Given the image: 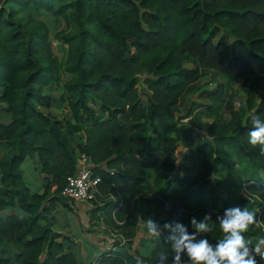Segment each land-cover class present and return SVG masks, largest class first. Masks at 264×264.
Listing matches in <instances>:
<instances>
[{
	"label": "trees",
	"instance_id": "1",
	"mask_svg": "<svg viewBox=\"0 0 264 264\" xmlns=\"http://www.w3.org/2000/svg\"><path fill=\"white\" fill-rule=\"evenodd\" d=\"M42 12L71 28L57 35L68 46L61 58L49 28L33 16ZM22 13L31 24L17 18ZM206 69L242 80L247 99L233 109L228 82L207 92L206 111L216 119L207 130L212 140L197 146L196 122L176 115ZM64 74L71 75L60 97L70 114L65 123L40 109L52 106L46 90ZM263 82L264 0H5L0 100L12 118L0 122L7 151L0 160V245L17 252L12 260L0 255V264H81L60 241L70 236L57 229L55 214L67 206L62 190L81 154L102 178L94 215L122 239L90 264H156L161 251L172 264L170 232L141 256L131 250L133 229L152 218L180 222L192 234L191 219L211 214L214 231L197 239L215 246L223 238L217 217L234 207L258 209L261 223L246 234L254 246L264 239V154L248 143V132L252 115L264 119V92L256 102ZM35 155L45 175L41 193L32 192L21 170ZM182 261L190 264L186 253Z\"/></svg>",
	"mask_w": 264,
	"mask_h": 264
},
{
	"label": "rangeland",
	"instance_id": "2",
	"mask_svg": "<svg viewBox=\"0 0 264 264\" xmlns=\"http://www.w3.org/2000/svg\"><path fill=\"white\" fill-rule=\"evenodd\" d=\"M5 4V0H0V10ZM34 18L43 22L49 28V39L54 45L55 53L62 57L68 52V46L63 44L57 35L60 33H69L71 31L68 23L61 18L53 17L48 13L33 14ZM24 18V22L31 24L28 14L22 13L17 18ZM223 34V33H222ZM232 40V39H231ZM188 68H193L190 63L185 64ZM71 78V75L64 74L61 83H54L50 86L46 92L52 96V106L50 108H40L45 115L52 118H56L59 121L65 123L70 118L68 108L61 103L60 97L62 95V87ZM143 78L140 79V82ZM230 85L231 97L233 109L238 110L240 105L246 103L247 85L243 84L242 80L235 81L230 80L223 76L219 72L213 69L203 70L202 78L195 84H193L182 96L179 105V113L177 118L182 119L181 122L187 124L190 120L196 122L198 128L194 130L195 144L199 146L205 141H211V138H206L203 131H207L209 125L216 119L214 115L208 114L206 107L210 104L207 99V92L213 90L217 85L227 83ZM139 88L145 91V86L140 83ZM264 92V82L257 90V100L259 103V97ZM145 99V98H144ZM92 104V103H91ZM96 115H100L99 104L94 106ZM230 117L229 112L224 115L225 119ZM11 114L7 111V105L0 100V122L8 123L11 121ZM86 125L82 124V132L84 135ZM6 149L0 148V160L6 155ZM185 150L181 147L177 149V156L180 162L183 160ZM160 168V166H159ZM239 168V167H238ZM24 181L31 188L32 192L41 193L45 183V175L41 172L38 156L28 157L21 166ZM153 182V181H152ZM64 206L59 204L56 207V217L58 220L57 229L70 236V239L60 240L65 243L70 250H72L81 264L92 263L103 251L112 248L115 242L122 240L119 236L118 230L112 229L111 225H106L104 219H98L93 210L96 209V205L92 202L89 203H74L70 200H65ZM10 211H7L9 213ZM145 223H141L136 226L133 231L136 235L131 250L141 256H149L154 248V240L148 236L144 227ZM164 231L162 232V234ZM122 243H125L123 241ZM127 247V246H126ZM17 252L15 245H0V255L12 260Z\"/></svg>",
	"mask_w": 264,
	"mask_h": 264
},
{
	"label": "clouds",
	"instance_id": "3",
	"mask_svg": "<svg viewBox=\"0 0 264 264\" xmlns=\"http://www.w3.org/2000/svg\"><path fill=\"white\" fill-rule=\"evenodd\" d=\"M252 129L248 132V143L264 154V119L252 115ZM257 210L239 207L225 210L223 216L217 217L223 238L213 246L207 239H197L201 234L212 233L216 224L211 221V214H206L199 222L191 219L195 232L189 234L187 227L180 222H166L163 225L149 218L144 227L148 236L160 239L163 231L171 234L167 240L173 253L172 264H183L182 254L186 253L190 264H257L255 254L264 260V239L254 246L246 234L261 221L257 219ZM252 246V247H250ZM169 253L161 251L157 254L156 264H166Z\"/></svg>",
	"mask_w": 264,
	"mask_h": 264
},
{
	"label": "built area",
	"instance_id": "4",
	"mask_svg": "<svg viewBox=\"0 0 264 264\" xmlns=\"http://www.w3.org/2000/svg\"><path fill=\"white\" fill-rule=\"evenodd\" d=\"M94 163L85 154L79 155L77 172L70 177L62 190V196L74 203H89L95 201L100 195L102 178L96 174Z\"/></svg>",
	"mask_w": 264,
	"mask_h": 264
},
{
	"label": "water",
	"instance_id": "5",
	"mask_svg": "<svg viewBox=\"0 0 264 264\" xmlns=\"http://www.w3.org/2000/svg\"><path fill=\"white\" fill-rule=\"evenodd\" d=\"M203 134L205 135L206 138H210L207 131H203Z\"/></svg>",
	"mask_w": 264,
	"mask_h": 264
},
{
	"label": "crops",
	"instance_id": "6",
	"mask_svg": "<svg viewBox=\"0 0 264 264\" xmlns=\"http://www.w3.org/2000/svg\"><path fill=\"white\" fill-rule=\"evenodd\" d=\"M1 169V168H0Z\"/></svg>",
	"mask_w": 264,
	"mask_h": 264
}]
</instances>
